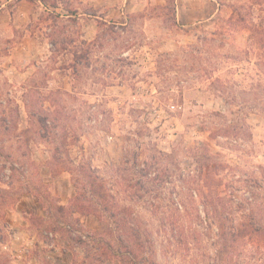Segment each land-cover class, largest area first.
Listing matches in <instances>:
<instances>
[{
	"label": "rangeland",
	"instance_id": "374dc122",
	"mask_svg": "<svg viewBox=\"0 0 264 264\" xmlns=\"http://www.w3.org/2000/svg\"><path fill=\"white\" fill-rule=\"evenodd\" d=\"M44 1L0 17V264H264V0ZM80 165L135 258L68 206Z\"/></svg>",
	"mask_w": 264,
	"mask_h": 264
},
{
	"label": "trees",
	"instance_id": "16d2710c",
	"mask_svg": "<svg viewBox=\"0 0 264 264\" xmlns=\"http://www.w3.org/2000/svg\"><path fill=\"white\" fill-rule=\"evenodd\" d=\"M163 8L172 11L173 15H175V0H167V5ZM235 15V20L242 23V13L236 10ZM230 19L232 20L233 17ZM231 20L229 22L233 21ZM227 24L229 25V23ZM78 174L80 178L75 183L76 193L69 199L68 206L75 207V209L83 214H95L99 218L108 215L117 226L118 236L116 237L118 242L122 244L121 252L131 258H135L143 248L139 237L140 232L135 227L127 224L124 216L125 210L116 204L115 197L106 189L98 170L88 165H80ZM66 207L67 205L59 204L57 210L61 214L65 211ZM104 254L107 253L105 252Z\"/></svg>",
	"mask_w": 264,
	"mask_h": 264
},
{
	"label": "crops",
	"instance_id": "0c3cea01",
	"mask_svg": "<svg viewBox=\"0 0 264 264\" xmlns=\"http://www.w3.org/2000/svg\"><path fill=\"white\" fill-rule=\"evenodd\" d=\"M11 0H7L5 3L1 4V7H0V17L2 19H5L6 21H10L12 19V14L9 13V11H7L6 9L2 10L3 7H6V4L9 3ZM18 8L20 10H18L17 12V16H20V18L23 20V21H29L30 18H33L34 14H29L30 13V10L32 11L33 9V6H37L39 7L40 9H47L48 6L46 5V3L42 0H19L18 2ZM177 17L179 20H181V9H180V2H178V6H177ZM32 32L31 31H28V35H25V37L22 38V40L20 41L19 44L15 45L13 47V52H16L18 50H24V49H27V45L30 44V43H37L36 39H35V36L33 37L32 36ZM69 201V199H68ZM60 204L62 205H67V203L65 202H61Z\"/></svg>",
	"mask_w": 264,
	"mask_h": 264
},
{
	"label": "built area",
	"instance_id": "2783aa9c",
	"mask_svg": "<svg viewBox=\"0 0 264 264\" xmlns=\"http://www.w3.org/2000/svg\"><path fill=\"white\" fill-rule=\"evenodd\" d=\"M47 234H48L49 236H53V233H52V232H47Z\"/></svg>",
	"mask_w": 264,
	"mask_h": 264
}]
</instances>
